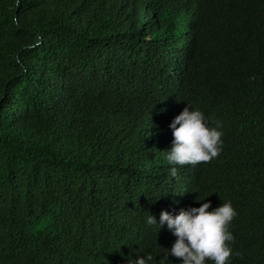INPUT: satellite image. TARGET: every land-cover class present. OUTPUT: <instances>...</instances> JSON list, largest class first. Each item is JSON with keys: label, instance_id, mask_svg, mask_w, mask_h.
Masks as SVG:
<instances>
[{"label": "trees", "instance_id": "1", "mask_svg": "<svg viewBox=\"0 0 264 264\" xmlns=\"http://www.w3.org/2000/svg\"><path fill=\"white\" fill-rule=\"evenodd\" d=\"M188 103L223 148L173 176ZM204 198L264 264V0H0V264H180L146 219Z\"/></svg>", "mask_w": 264, "mask_h": 264}, {"label": "clouds", "instance_id": "2", "mask_svg": "<svg viewBox=\"0 0 264 264\" xmlns=\"http://www.w3.org/2000/svg\"><path fill=\"white\" fill-rule=\"evenodd\" d=\"M169 127L172 129V146L165 153L167 163L171 166L173 176L177 174L176 166L197 165L209 162L217 157L223 148L224 132L219 122L213 125L205 113L193 108L188 103L174 117ZM203 201L198 207L181 208L178 213L162 209L159 220L150 214L146 223L159 225V229H167L176 237L169 254L181 258L180 264H231L235 236L230 225L237 216V210L231 201L211 208V201ZM152 255H137L127 264H148Z\"/></svg>", "mask_w": 264, "mask_h": 264}]
</instances>
